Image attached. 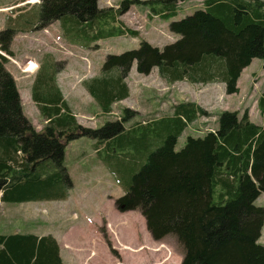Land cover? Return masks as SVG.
Returning a JSON list of instances; mask_svg holds the SVG:
<instances>
[{
	"label": "trees",
	"instance_id": "obj_1",
	"mask_svg": "<svg viewBox=\"0 0 264 264\" xmlns=\"http://www.w3.org/2000/svg\"><path fill=\"white\" fill-rule=\"evenodd\" d=\"M183 1L122 0L114 10L100 8L99 0H41L38 27L59 20L72 37L94 34L98 40L106 27L107 37L137 36V30L117 19L132 4L169 19ZM202 3L169 23L179 38L162 49L142 41L138 48L107 55L102 74L86 82L104 114L129 96L125 78L134 64L146 75L157 68L170 83L222 82L227 94L239 92L243 70L254 58L264 60V0ZM14 37L12 27L0 28V49L11 56ZM8 61L0 53V201L65 199L73 187L64 164L66 146L79 137L95 138L98 152H109L105 160L125 189L115 207L139 210L155 240L175 235L185 250L182 264H264V206L256 203L264 193V93L259 100L262 124L248 111L240 117L238 111L223 110L214 132L189 135L177 150L185 129L209 115L198 103L182 100L171 115L137 122L133 128L124 125L134 116L129 108L123 110V122L85 126L57 84V71L46 69L32 87V99L46 121L37 130L24 113L16 80L5 66ZM48 160L57 169L46 174L42 165ZM0 264H63V259L52 234L17 232L0 234Z\"/></svg>",
	"mask_w": 264,
	"mask_h": 264
},
{
	"label": "rangeland",
	"instance_id": "obj_2",
	"mask_svg": "<svg viewBox=\"0 0 264 264\" xmlns=\"http://www.w3.org/2000/svg\"><path fill=\"white\" fill-rule=\"evenodd\" d=\"M29 1L0 0V8L9 9L0 11V28L15 29L11 45L14 55L2 53L9 59L5 66L16 80L24 113L37 130H41L46 121L32 99V87L38 75L52 68L57 71V84L65 99L77 114L78 121L85 126L97 127L108 121L123 122L125 108L132 110L134 116L124 125L133 128L137 122L171 115L173 106L182 100L194 101L205 107L209 115L200 116L185 129L178 138L177 150L185 146L189 135L204 136L215 131L217 116L223 110L238 111L240 117L248 111L254 122L263 123L259 108V100L264 93L262 58H254L243 70L238 81L239 92L234 94H227L222 82L182 80L170 83L159 75L157 68L146 75L137 71L136 64L125 78L129 96L115 102L111 113L104 114L87 90L86 82L102 74L108 54L138 48L142 41L162 49L177 37L169 30V23L202 8V0L180 2L177 14L169 19L154 14L144 5L132 4L117 19L137 30L138 35L107 37L106 27L104 37L98 40L92 34L95 30L90 31L92 35L77 33L75 37L69 36L59 20L48 27H38L41 0L36 3ZM121 1L99 0V6L117 10ZM30 59L38 64L33 73L24 71ZM110 74L116 75L117 71ZM108 153L107 150L98 152L95 138L83 136L70 141L64 159L73 181L68 196L23 203L3 201L0 234L53 233L69 250L65 256L66 264H182L185 250L175 235L155 240L139 210L122 212L115 207V199L123 195L125 189L120 184V175L112 172L105 160ZM56 169L51 160L42 165L46 174ZM214 200L217 201V197ZM256 203L264 206V193ZM260 241L264 244V228ZM158 248L160 250H156Z\"/></svg>",
	"mask_w": 264,
	"mask_h": 264
},
{
	"label": "crops",
	"instance_id": "obj_3",
	"mask_svg": "<svg viewBox=\"0 0 264 264\" xmlns=\"http://www.w3.org/2000/svg\"><path fill=\"white\" fill-rule=\"evenodd\" d=\"M179 38V36L177 35V37H176V39H178ZM175 39V40H176ZM175 40H173V41H171V42H174ZM170 42V43H171ZM76 116H77V114H75ZM78 117V116H77ZM27 202H30V201H27ZM2 203H3V201H0V208L2 207ZM18 203V202H17ZM20 203H23V202H20ZM21 212H23V211H21ZM24 220H26V219H24ZM27 233V232H26ZM30 233H35V234H37V235H40V236H43V235H48V234H52L56 239H57V241H58V243H59V245H60V255H61V257H62V259H63V264H66V260H65V256L69 253V250H68V248L60 241V239L56 236V235H54L53 233H50V232H44V233H38V232H30ZM166 246V245H165ZM158 250H160V248H158Z\"/></svg>",
	"mask_w": 264,
	"mask_h": 264
},
{
	"label": "bare ground",
	"instance_id": "obj_4",
	"mask_svg": "<svg viewBox=\"0 0 264 264\" xmlns=\"http://www.w3.org/2000/svg\"><path fill=\"white\" fill-rule=\"evenodd\" d=\"M30 3H36V2H38V0H30L29 1ZM9 9H5V8H0V11H8ZM38 68V64H37V62H35L34 60H29L28 62H27V64L25 65V67H24V71L25 72H28V73H33V72H35L36 71V69Z\"/></svg>",
	"mask_w": 264,
	"mask_h": 264
},
{
	"label": "water",
	"instance_id": "obj_5",
	"mask_svg": "<svg viewBox=\"0 0 264 264\" xmlns=\"http://www.w3.org/2000/svg\"><path fill=\"white\" fill-rule=\"evenodd\" d=\"M2 54H3V53H2ZM3 55H5V54H3ZM2 195H3V193L1 192V193H0V196H2Z\"/></svg>",
	"mask_w": 264,
	"mask_h": 264
}]
</instances>
